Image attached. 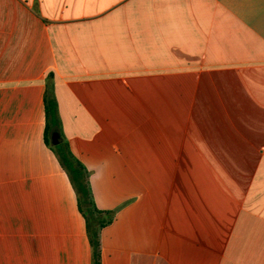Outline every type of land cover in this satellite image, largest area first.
Here are the masks:
<instances>
[{
	"label": "crops",
	"instance_id": "1",
	"mask_svg": "<svg viewBox=\"0 0 264 264\" xmlns=\"http://www.w3.org/2000/svg\"><path fill=\"white\" fill-rule=\"evenodd\" d=\"M50 72L101 264H264V0H0V264H93Z\"/></svg>",
	"mask_w": 264,
	"mask_h": 264
},
{
	"label": "trees",
	"instance_id": "2",
	"mask_svg": "<svg viewBox=\"0 0 264 264\" xmlns=\"http://www.w3.org/2000/svg\"><path fill=\"white\" fill-rule=\"evenodd\" d=\"M46 112L45 140L57 154L62 167L68 173L70 180L77 193L79 207L87 222L89 240L93 249V264H100L101 240L100 234L104 226L113 219V213L98 209L88 183L86 167L71 152L62 134V122L59 114V104L55 94L54 73L50 72L47 77L46 92L44 96ZM59 131L61 142L59 145L52 144V134ZM55 147H58V149Z\"/></svg>",
	"mask_w": 264,
	"mask_h": 264
},
{
	"label": "water",
	"instance_id": "3",
	"mask_svg": "<svg viewBox=\"0 0 264 264\" xmlns=\"http://www.w3.org/2000/svg\"><path fill=\"white\" fill-rule=\"evenodd\" d=\"M60 142H61V134L59 131H55L52 134V144L53 145H59Z\"/></svg>",
	"mask_w": 264,
	"mask_h": 264
},
{
	"label": "rangeland",
	"instance_id": "4",
	"mask_svg": "<svg viewBox=\"0 0 264 264\" xmlns=\"http://www.w3.org/2000/svg\"><path fill=\"white\" fill-rule=\"evenodd\" d=\"M56 148L58 149V147H55V149H56ZM100 264H101V259H100Z\"/></svg>",
	"mask_w": 264,
	"mask_h": 264
}]
</instances>
